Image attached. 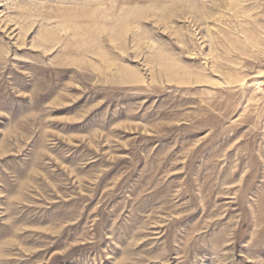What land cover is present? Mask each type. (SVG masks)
Here are the masks:
<instances>
[{"label":"rangeland","instance_id":"obj_1","mask_svg":"<svg viewBox=\"0 0 264 264\" xmlns=\"http://www.w3.org/2000/svg\"><path fill=\"white\" fill-rule=\"evenodd\" d=\"M0 264H264V0H0Z\"/></svg>","mask_w":264,"mask_h":264}]
</instances>
